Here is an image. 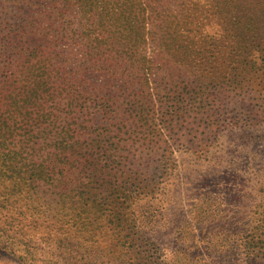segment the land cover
<instances>
[{
	"label": "trees",
	"instance_id": "obj_1",
	"mask_svg": "<svg viewBox=\"0 0 264 264\" xmlns=\"http://www.w3.org/2000/svg\"><path fill=\"white\" fill-rule=\"evenodd\" d=\"M149 42L155 57L168 59L161 47L195 66L187 87L264 92V0H0V249L23 264L85 263L84 251H63L67 229L88 221L85 170L122 168L113 131L95 121L120 115L108 91L120 76L129 113L146 119L137 108L151 106ZM170 90L174 119L191 98ZM246 248L247 264H259L264 232Z\"/></svg>",
	"mask_w": 264,
	"mask_h": 264
},
{
	"label": "rangeland",
	"instance_id": "obj_2",
	"mask_svg": "<svg viewBox=\"0 0 264 264\" xmlns=\"http://www.w3.org/2000/svg\"><path fill=\"white\" fill-rule=\"evenodd\" d=\"M206 30L215 32L216 23ZM156 47H146L157 70L146 92L151 106L137 108L145 120L122 101L121 76L110 81L120 115L95 123L113 131L118 146L110 156L122 168L85 170L88 221L84 232L67 226L71 239L63 251L79 260L84 251V264H247V241L264 232V123L253 119L261 117L264 92L250 86L219 92L213 83L206 85L210 97L201 85L187 87L201 76L194 65L161 47L168 59L155 57ZM221 65L215 60L213 71L224 73ZM175 84L179 96L191 99L173 119L177 107L167 101ZM0 264L23 263L0 249Z\"/></svg>",
	"mask_w": 264,
	"mask_h": 264
}]
</instances>
